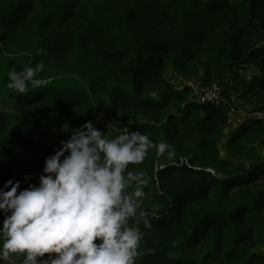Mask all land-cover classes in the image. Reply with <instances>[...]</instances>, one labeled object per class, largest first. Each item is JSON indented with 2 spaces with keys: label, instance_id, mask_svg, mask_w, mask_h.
<instances>
[{
  "label": "trees",
  "instance_id": "obj_1",
  "mask_svg": "<svg viewBox=\"0 0 264 264\" xmlns=\"http://www.w3.org/2000/svg\"><path fill=\"white\" fill-rule=\"evenodd\" d=\"M41 60L36 78L52 84H29L23 96L7 88L10 70ZM169 71L217 83L227 103H196ZM231 107L250 117L234 129ZM257 113L264 0H0V187L38 185L45 157L88 120L110 137L127 127L174 146L173 161L150 150L134 166L155 176L144 187L150 226H140L136 264H264Z\"/></svg>",
  "mask_w": 264,
  "mask_h": 264
},
{
  "label": "clouds",
  "instance_id": "obj_2",
  "mask_svg": "<svg viewBox=\"0 0 264 264\" xmlns=\"http://www.w3.org/2000/svg\"><path fill=\"white\" fill-rule=\"evenodd\" d=\"M44 70L43 60L22 71L13 68L7 88L23 96L29 84L46 87L54 78L37 79ZM150 137L127 127L110 137L88 120L45 157L38 185L28 183V174L23 189L20 180L5 181L0 264H136L143 255L140 226H150L151 214L142 207L144 187L155 176L134 166L150 150L169 161L176 156L173 145Z\"/></svg>",
  "mask_w": 264,
  "mask_h": 264
},
{
  "label": "built area",
  "instance_id": "obj_3",
  "mask_svg": "<svg viewBox=\"0 0 264 264\" xmlns=\"http://www.w3.org/2000/svg\"><path fill=\"white\" fill-rule=\"evenodd\" d=\"M182 86L190 89L192 96L196 95V98L194 99L196 103H206L215 106L227 103L222 97L221 87L217 83H209L208 85H205L200 79H194L193 81L185 79L182 81ZM229 112L236 113L237 110L231 107ZM263 115L264 113H257L258 118H262Z\"/></svg>",
  "mask_w": 264,
  "mask_h": 264
},
{
  "label": "rangeland",
  "instance_id": "obj_4",
  "mask_svg": "<svg viewBox=\"0 0 264 264\" xmlns=\"http://www.w3.org/2000/svg\"><path fill=\"white\" fill-rule=\"evenodd\" d=\"M255 71L252 67H249V70L247 71V73H245L247 76H250L251 74H253ZM167 80L171 81L173 84H175L176 86L178 87H182V80L179 79L178 77H176L172 72H168L167 73ZM191 98L194 99L196 98V95L195 96H192L191 94ZM235 103L236 105L238 104V102L235 100ZM244 110H246V108H244ZM243 109L242 110H237V112L235 113V116L233 117V119L231 120V129H234V127L236 128V126L239 125L240 121L245 120L247 118H250L248 117L247 114H245V111ZM102 117V116H101ZM99 117V118H101ZM119 125H121V123H119ZM114 132H116L115 135H118L120 134V130L117 129V128H114ZM114 135V136H115ZM228 136V133L225 134L224 138L222 139V141L220 142V145H219V149H220V152H221V156L223 158H225L226 156H228V152H227V148H226V138ZM255 146L260 150V152L263 154L264 156V138H261L257 141V143L255 144ZM257 250L259 252H262L264 253V244L260 245ZM257 251V253H259Z\"/></svg>",
  "mask_w": 264,
  "mask_h": 264
}]
</instances>
